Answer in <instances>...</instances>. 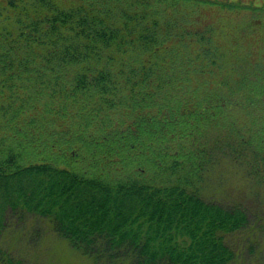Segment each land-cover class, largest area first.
<instances>
[{"label":"trees","instance_id":"16d2710c","mask_svg":"<svg viewBox=\"0 0 264 264\" xmlns=\"http://www.w3.org/2000/svg\"><path fill=\"white\" fill-rule=\"evenodd\" d=\"M202 5L239 7L0 3V239L12 213L89 264H235L226 237L255 215L214 179L264 188V55ZM0 264L24 261L0 244Z\"/></svg>","mask_w":264,"mask_h":264},{"label":"rangeland","instance_id":"374dc122","mask_svg":"<svg viewBox=\"0 0 264 264\" xmlns=\"http://www.w3.org/2000/svg\"><path fill=\"white\" fill-rule=\"evenodd\" d=\"M6 0H0V3ZM220 3H236L239 7L202 5L197 7L193 20L198 25H212L215 36L229 48L236 39L244 40L243 46L250 49L254 58L264 55L261 39V24L264 22V0H217ZM243 6H248L245 8ZM219 173L214 180L224 188L221 198L239 201L252 216L246 228L230 233L226 239L234 247L235 264H264V188L254 186L246 179H231ZM223 179V182L220 180ZM221 181V182H219ZM248 183V184H247ZM0 244L10 249L24 264H89L66 242L57 238L45 220L30 215L10 214L0 239Z\"/></svg>","mask_w":264,"mask_h":264}]
</instances>
